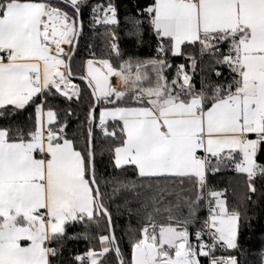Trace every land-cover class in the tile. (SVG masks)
<instances>
[{"label":"snow or ice","instance_id":"6c2138e0","mask_svg":"<svg viewBox=\"0 0 264 264\" xmlns=\"http://www.w3.org/2000/svg\"><path fill=\"white\" fill-rule=\"evenodd\" d=\"M87 2L0 0V120L27 105L36 110L27 133L17 129L13 135L11 127L0 126V264H52L58 249L48 244L63 240L73 223L104 226L107 232L98 237V252L89 249L75 257L79 264H105L113 252L119 264H126L94 163L92 125L101 102L111 105L101 109L96 125L106 138L118 135L107 121L122 122L112 165L120 172L131 166L137 177L104 181L113 198L126 194L118 208L129 215L143 213L131 264H202L201 257L208 264H240L230 253L216 255L239 249L245 218L238 208L226 207L222 193L210 192L216 207L195 243L188 225L203 199L208 171L234 165L246 175L248 201L256 191L255 178L264 176V165L256 160L264 151V0H155L144 10L158 41L157 55L147 60L123 59L119 37L110 30L109 55L120 58L119 67L108 58L89 59L81 77L95 101L84 154L68 138L67 120H60L48 98L79 101L82 90L73 83L71 60L83 34L81 10ZM90 23L109 29L119 24L112 0L92 8ZM129 24V36L139 39L142 21L131 17ZM169 53L187 61L171 80L165 73L171 67ZM205 55L211 58L206 69L200 67ZM217 66L230 71V82L219 81L223 72ZM198 70L209 76L199 91L193 82ZM128 98L140 106L120 107ZM187 182L200 190L194 199Z\"/></svg>","mask_w":264,"mask_h":264},{"label":"trees","instance_id":"16d2710c","mask_svg":"<svg viewBox=\"0 0 264 264\" xmlns=\"http://www.w3.org/2000/svg\"><path fill=\"white\" fill-rule=\"evenodd\" d=\"M154 0H112V3L116 7L119 24L110 26H94L90 23L92 8L100 3V0H88L87 6L81 10L83 20V34L79 37L78 46L73 54L71 60L72 69L74 72L73 83L81 88V96L79 101L75 97L71 101H68L64 97H52L48 98V105L54 110L58 111L61 121L67 120L68 138L74 141L77 150L87 154V131H88V118L89 110L94 104V99L91 95L89 88L84 82L79 80L85 74V64L89 59L108 58L111 62L119 67L120 58L115 55H109V47L107 43L108 32L114 30L119 37V47L123 53V59L129 57L138 58L141 60H147L154 58L157 55V38L150 24V18L144 11L152 5ZM141 13H143L141 15ZM136 17L142 21L141 32L142 36L137 39L136 37L129 36V18ZM226 49L227 45H223ZM192 52V49H187ZM194 54L199 57L198 48L194 50ZM170 68L165 69V73L169 80H171L177 71V66L187 63L184 56H172L169 53L167 57ZM210 57L204 56L200 64L201 68L206 69ZM220 67L223 72V76L219 78L221 83L227 84L232 80V74L226 67ZM212 82H216L217 78L214 74H209ZM209 76L199 70L194 76V84L196 90L201 89L202 80H207ZM70 87V86H69ZM71 88V87H70ZM39 102V101H37ZM120 107L140 106L135 104L130 98L125 102L120 103ZM210 106V105H208ZM102 107H111V105L101 102L95 111V121L93 122L94 132V144H95V169L97 179L101 181V190L106 194L105 202L108 203L111 211L112 218L115 224L114 235L116 237L117 244L122 253L123 259L126 264H131L132 258V243L135 239L140 238V230L144 225L143 213H135L129 215L125 208L118 205L123 204L124 196L126 194H120L116 197H112V188L110 185H105L104 181L110 180L113 176H118L120 179L136 180L137 177L131 166H126V171L120 172L114 169L112 165V149L120 143L119 130L120 121H113L109 119L107 121L109 131H116L117 138H106L96 127V120L98 110ZM71 111V115L67 113ZM36 110L35 105H27L24 109L19 110L16 115L9 117L5 120H0V126L11 127L13 135L16 134L17 129H22L27 133L35 122ZM238 159V157H237ZM257 163L264 165V151L257 153ZM246 175L238 174L234 165L228 164L221 168L220 171L213 173L208 171L206 176V187L203 190V199L198 202L196 208V215L192 222L188 225V231L190 233L196 229H202L205 214H206V200L210 203L214 201L210 192L216 191L222 193V197L225 200L226 207L229 210L239 209L245 213L244 221L239 230V249L238 250H223L221 253L226 256L229 253L238 257L240 264H263L264 263V176H257L255 178V193L251 194V200L245 199L248 195V189L246 186ZM185 188L188 195L193 199L196 195L200 194V190L191 182H187ZM130 207L135 209L137 205L131 204ZM184 215H187L185 209ZM164 224H167L165 217H157ZM67 236L61 241H52L48 244L49 247L58 249V255L52 258V264H79L75 260L77 255L84 256L89 249L96 251L100 250L99 235L107 234L106 227L102 226L97 229L94 225L86 226L83 223H73L66 226ZM87 236V238H85ZM202 258V257H201ZM202 264L205 261L201 259ZM105 264H119L115 258V253L107 254L105 258Z\"/></svg>","mask_w":264,"mask_h":264},{"label":"built area","instance_id":"2783aa9c","mask_svg":"<svg viewBox=\"0 0 264 264\" xmlns=\"http://www.w3.org/2000/svg\"><path fill=\"white\" fill-rule=\"evenodd\" d=\"M65 48L67 49V46H65ZM98 124H99V119L96 120L95 127H96V129H97L99 132H101L100 128L96 126V125H98ZM101 133H102V132H101ZM215 207H216V205L211 204V203L209 202V200H206V214H205V219H204V221H205L206 219L209 218V215H210V209L215 208ZM203 227H204V223H203ZM203 227H202V228H203ZM200 230H201V229H199V230L196 229V230H193V231L191 232V240H192L194 243L196 242V233H197L198 231H200ZM204 239L207 240V239H208V236L205 235V236H204ZM223 250H224V249L218 250V251L216 252V255H217V256H224V255L221 253V251H223ZM201 259H203V260L205 261V264H208L207 258L202 257Z\"/></svg>","mask_w":264,"mask_h":264},{"label":"crops","instance_id":"0c3cea01","mask_svg":"<svg viewBox=\"0 0 264 264\" xmlns=\"http://www.w3.org/2000/svg\"><path fill=\"white\" fill-rule=\"evenodd\" d=\"M21 2H28V0H21ZM154 2H155V0H154ZM154 2H153L152 4H154ZM113 79H114V78H113ZM129 107H137V106H129ZM102 108H106V107H102ZM102 108H100V110H98L97 119H99L100 112H101V109H102ZM120 123H121V126H120V127H122V122H120ZM250 138H255V137H254V135H252ZM237 157H238V160L241 159L240 156H237ZM37 158H39V157H37ZM222 199H223V198H222ZM223 200H224V199H223ZM211 204L216 205V201H215V199H214V201H213ZM27 243H29V242H22V245H23V246H26ZM263 264H264V263H263Z\"/></svg>","mask_w":264,"mask_h":264},{"label":"water","instance_id":"95a60500","mask_svg":"<svg viewBox=\"0 0 264 264\" xmlns=\"http://www.w3.org/2000/svg\"><path fill=\"white\" fill-rule=\"evenodd\" d=\"M77 48V47H76ZM76 50V49H75ZM75 52V51H74ZM85 71H86V64H85ZM79 80H81L82 82H84L85 84H86V86H87V82L85 81V80H82L81 79V77H79ZM89 90H90V92H91V89L89 88ZM94 101V100H93ZM94 103H95V101H94ZM97 107H98V105H96V107H95V111H96V109H97Z\"/></svg>","mask_w":264,"mask_h":264},{"label":"rangeland","instance_id":"374dc122","mask_svg":"<svg viewBox=\"0 0 264 264\" xmlns=\"http://www.w3.org/2000/svg\"><path fill=\"white\" fill-rule=\"evenodd\" d=\"M70 87H71V85H70ZM98 251H99V250H98ZM98 251H97V252H98Z\"/></svg>","mask_w":264,"mask_h":264}]
</instances>
